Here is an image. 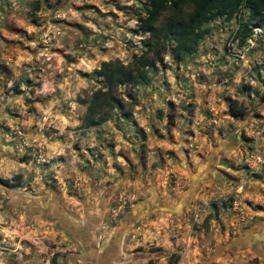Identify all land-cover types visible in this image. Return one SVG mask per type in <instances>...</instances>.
Segmentation results:
<instances>
[{
	"label": "rangeland",
	"instance_id": "374dc122",
	"mask_svg": "<svg viewBox=\"0 0 264 264\" xmlns=\"http://www.w3.org/2000/svg\"><path fill=\"white\" fill-rule=\"evenodd\" d=\"M140 7L0 0V176L19 183L0 184V264L16 251L50 264H264L259 27L242 41L237 19L207 23L195 53H164L147 82L116 88L105 121L83 123L101 61L143 50ZM25 201H46L43 225Z\"/></svg>",
	"mask_w": 264,
	"mask_h": 264
},
{
	"label": "trees",
	"instance_id": "16d2710c",
	"mask_svg": "<svg viewBox=\"0 0 264 264\" xmlns=\"http://www.w3.org/2000/svg\"><path fill=\"white\" fill-rule=\"evenodd\" d=\"M140 2L141 12L137 15V28L134 31L147 34L143 39V50L139 54L134 53L127 63L119 58L101 61L95 72L100 77L102 86L92 92L86 104L83 117L86 126L105 121L114 107H121L115 93L116 88L124 83L137 85L147 82L149 68L162 61L164 53L169 52L179 61L195 53L199 42L209 31L207 23L217 18L227 21L237 19L238 26L234 36H240L242 41L251 34V25H258L264 33V0H140ZM230 113L237 117L245 114L246 108L232 100ZM15 178L20 176L16 175ZM0 184L6 187L19 186L18 182L2 176Z\"/></svg>",
	"mask_w": 264,
	"mask_h": 264
},
{
	"label": "crops",
	"instance_id": "0c3cea01",
	"mask_svg": "<svg viewBox=\"0 0 264 264\" xmlns=\"http://www.w3.org/2000/svg\"><path fill=\"white\" fill-rule=\"evenodd\" d=\"M25 202L26 203H22L18 205V206H22L21 208H23L25 212V216L27 218L31 217L33 223H35L38 227L43 225L44 220L48 218L47 215L49 214V208H46V205H44L46 201H43V202L25 201ZM73 227L78 228V225H73ZM82 243L84 247L87 248V250H89L92 247L91 242L89 241L88 237H85V244L83 241ZM40 248H42L41 245H40ZM43 259L44 258H42L41 254L33 253V254H25L21 256V253L19 251H16V254L15 255L12 254L9 258H6L5 262L7 264H41L43 262ZM1 262H3L2 259L0 260V263Z\"/></svg>",
	"mask_w": 264,
	"mask_h": 264
},
{
	"label": "water",
	"instance_id": "95a60500",
	"mask_svg": "<svg viewBox=\"0 0 264 264\" xmlns=\"http://www.w3.org/2000/svg\"><path fill=\"white\" fill-rule=\"evenodd\" d=\"M201 176L202 175H197L196 179L200 178ZM146 204L151 206V205H155V202L138 204L136 207L133 208V210L129 214L125 216V218L122 221V226L123 227L127 226L128 223L133 221L136 217H138L140 213L148 212L149 211L148 208L147 209L145 208ZM180 205H182V203H180ZM177 208L180 209L179 207H175L173 208V210L175 211V209Z\"/></svg>",
	"mask_w": 264,
	"mask_h": 264
},
{
	"label": "built area",
	"instance_id": "2783aa9c",
	"mask_svg": "<svg viewBox=\"0 0 264 264\" xmlns=\"http://www.w3.org/2000/svg\"><path fill=\"white\" fill-rule=\"evenodd\" d=\"M255 26H257L258 27V25H255ZM41 264H50V261H49V259H46L45 261H43Z\"/></svg>",
	"mask_w": 264,
	"mask_h": 264
},
{
	"label": "flooded vegetation",
	"instance_id": "af4514ba",
	"mask_svg": "<svg viewBox=\"0 0 264 264\" xmlns=\"http://www.w3.org/2000/svg\"><path fill=\"white\" fill-rule=\"evenodd\" d=\"M151 202H152V201H150V203H151ZM151 206H154V205H151ZM151 206H150V205H147V208L150 209ZM79 242H81V244H83L82 241H79Z\"/></svg>",
	"mask_w": 264,
	"mask_h": 264
}]
</instances>
